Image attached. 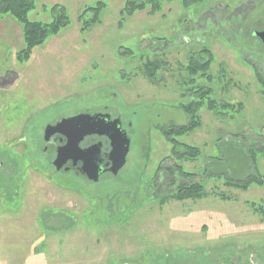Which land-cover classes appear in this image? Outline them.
I'll use <instances>...</instances> for the list:
<instances>
[{
	"label": "rangeland",
	"instance_id": "rangeland-1",
	"mask_svg": "<svg viewBox=\"0 0 264 264\" xmlns=\"http://www.w3.org/2000/svg\"><path fill=\"white\" fill-rule=\"evenodd\" d=\"M34 1L30 20L63 8L68 22L20 60L23 25L0 16V264H264V63L204 30L224 5L244 1L246 14L249 0H162L133 14L127 0ZM185 19H200L199 46L182 39ZM202 48L194 79L212 100L191 118L178 105L194 101L186 65ZM104 105L132 122L120 174L90 183L53 172L45 124ZM193 120L187 133L169 130ZM172 138L200 154L177 157ZM177 164L206 197L162 201ZM258 175L247 188L226 183Z\"/></svg>",
	"mask_w": 264,
	"mask_h": 264
},
{
	"label": "flooded vegetation",
	"instance_id": "flooded-vegetation-1",
	"mask_svg": "<svg viewBox=\"0 0 264 264\" xmlns=\"http://www.w3.org/2000/svg\"><path fill=\"white\" fill-rule=\"evenodd\" d=\"M251 5H248L247 13L243 14L241 7L245 5L244 1H238L233 7L230 9V5H224L225 8L221 9L222 12L219 13L218 18L214 17L213 19H207L204 24V30L207 34H212L213 30L215 29L217 33H219L221 36H224L228 39V41L234 43V45L241 50V53L244 55L245 53H249L252 59H254L255 63L260 62L261 64L264 63V42L261 39V37L258 35L262 32H264V7L262 6L263 0H249ZM250 16L248 12H251ZM212 12V11H210ZM183 26L180 27V35H182V39L186 42V45L188 47H195V45H198L201 42H204L200 40L201 35V22L200 19H185L184 22L181 23ZM188 36L187 37H185ZM208 35V36H209ZM251 41H254L257 43V47L252 51L248 49V44L251 43ZM240 46V48H239ZM206 50L204 48L200 49V51L191 52L189 54V57L187 59L188 64L186 65V70L190 73L191 77L193 79L189 81V88L198 87L195 91L197 93L190 92L189 95L194 96V101L190 102L191 104L196 103L195 101H198V103H203L204 100L211 101V92L212 87L210 86H202L195 82V76L198 74L201 68V63L203 62L204 56L203 53ZM248 57V56H247ZM249 59V58H248ZM210 60V58H209ZM208 60V61H209ZM207 61V62H208ZM257 66V76L261 75V71L258 70ZM204 67V66H203ZM205 68V67H204ZM256 69V67H255ZM203 74H205V70L203 69ZM260 73V74H259ZM203 77H207L206 79H211V76L205 75ZM184 104L178 105L180 107L182 114H188L191 116L195 113V109L189 110L183 106ZM188 106V105H187ZM109 105H104L101 109L97 108L94 110V112L90 113L88 111H77L72 114L67 115H61L57 119H54L53 121H50L45 124L43 133H42V139H43V146L41 147L42 151L47 156V164L48 167H50L53 172H67L72 173L79 178H82L84 181L90 182V183H99L105 177H117L114 176L113 173L110 171V168L113 166V161L110 158L111 153V139L107 135L103 134H88L84 137V139L81 141L80 146L82 149H88L91 147H99V159L100 163L99 169L101 171V175L98 182H93L88 179L86 173L84 172V163L83 160H75L74 158H69L68 162L63 166L61 170H57L56 166L54 165V162L57 158L58 148L66 144V138L62 134H55L50 137V139L46 140L45 136V128L49 124H56L59 120H61L64 117H71L75 116L80 113H90V114H105V117L107 118L108 122H110L109 128H113V125L119 126L121 130L126 131L128 137L130 138V151H131V144H132V137L130 135V128L132 127V122L127 119V113L124 114L126 111L121 112L120 109H118L119 112H114ZM117 109V108H116ZM127 156V162L129 158V154ZM127 164V163H126ZM126 166V165H125Z\"/></svg>",
	"mask_w": 264,
	"mask_h": 264
},
{
	"label": "trees",
	"instance_id": "trees-1",
	"mask_svg": "<svg viewBox=\"0 0 264 264\" xmlns=\"http://www.w3.org/2000/svg\"><path fill=\"white\" fill-rule=\"evenodd\" d=\"M161 1L162 0H127L126 10H128L129 13L133 14L137 10H144L148 4L154 5L159 8L161 5ZM35 6L36 5L34 0H0V16L10 14L23 25V34L26 47L22 51L17 53L20 60L28 59L35 47L44 43L49 36L58 33L62 27L66 26L68 22L65 16V9L63 8H61V13L59 14V16L50 23L32 21L29 19L28 14L35 8ZM56 9H58V7H55V10ZM201 106L202 103H194L188 105L186 108L189 110L196 108L195 110H197ZM210 108L214 109L215 106L213 105ZM198 124L199 123L197 120H193L189 125H183L173 128L171 127L169 130L173 131L175 135H181L196 128ZM171 140L175 144V154L179 158H181V155H188L196 158L200 154V149L197 147L190 146L185 143H180L175 138H172ZM175 170L177 171H171L172 174L170 175V180L171 184L175 183L177 185V188L174 192L164 194L165 196L162 199L163 202H167L169 200H197L206 197L207 192L202 181L193 180L196 175L195 173L186 171L181 164H177V168ZM254 182L259 184L263 183L259 175L258 177H250L248 180L243 182L233 179H228L226 181L228 185L241 186L244 188H247L251 183Z\"/></svg>",
	"mask_w": 264,
	"mask_h": 264
},
{
	"label": "water",
	"instance_id": "water-1",
	"mask_svg": "<svg viewBox=\"0 0 264 264\" xmlns=\"http://www.w3.org/2000/svg\"><path fill=\"white\" fill-rule=\"evenodd\" d=\"M258 35L264 42V32ZM106 117L105 114L100 113H80L75 116L64 117L56 124H49L45 128L46 140L57 133L62 134L66 138V144L58 148L57 158L54 162L57 170H61L71 157L75 160H83L84 172L88 179L98 182L101 175L98 165L100 163L99 147L82 149L80 146L86 135L97 133L107 135L111 139L110 158L113 161V166L110 171L114 176L119 174L127 163V156L130 151V138L126 131L121 130L115 124L110 129V122H108Z\"/></svg>",
	"mask_w": 264,
	"mask_h": 264
}]
</instances>
